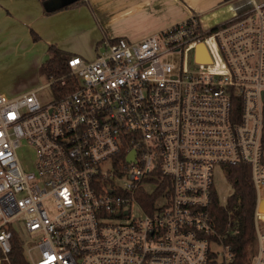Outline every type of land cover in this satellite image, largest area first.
I'll return each mask as SVG.
<instances>
[{
	"label": "built area",
	"instance_id": "obj_1",
	"mask_svg": "<svg viewBox=\"0 0 264 264\" xmlns=\"http://www.w3.org/2000/svg\"><path fill=\"white\" fill-rule=\"evenodd\" d=\"M235 1L214 25L193 14L140 39L105 37L94 60L70 56L68 74L0 93V264H231L210 204L216 169L238 163L258 197L252 264H264V1ZM177 52L193 61L164 60ZM68 77L71 91L42 102Z\"/></svg>",
	"mask_w": 264,
	"mask_h": 264
},
{
	"label": "crops",
	"instance_id": "obj_2",
	"mask_svg": "<svg viewBox=\"0 0 264 264\" xmlns=\"http://www.w3.org/2000/svg\"><path fill=\"white\" fill-rule=\"evenodd\" d=\"M176 1L177 3H175ZM221 2L222 0L208 2L206 6H202L205 9L204 12L198 13L188 7L183 0H84L77 7L47 15L45 11L47 3L42 0H0V46L11 39L16 42L19 38L33 43L35 40L33 41L26 23L40 27L41 20L67 14L73 19L63 21V27L56 26L58 31L62 29L63 33L69 31L70 33L85 34L92 38L96 37L98 41L105 37L122 35L134 38L137 34L145 31L154 33L185 20L193 14L198 15L204 22L207 21L214 25L231 15L229 6L222 5ZM186 7H188L187 11L184 10ZM19 25L22 30L24 27L26 28V33L23 31L21 37L19 36ZM38 27L36 28L38 29ZM38 30L43 34L41 28ZM53 41L55 40L47 39L49 43ZM60 46H58L60 49L73 53L71 50V52L69 51L70 47L63 44ZM48 58L49 53L46 59ZM21 60L22 67L34 74L40 73V66L45 61L35 55H26ZM16 95L20 94L16 93Z\"/></svg>",
	"mask_w": 264,
	"mask_h": 264
},
{
	"label": "rangeland",
	"instance_id": "obj_3",
	"mask_svg": "<svg viewBox=\"0 0 264 264\" xmlns=\"http://www.w3.org/2000/svg\"><path fill=\"white\" fill-rule=\"evenodd\" d=\"M188 7L193 10H196L198 13L201 11L202 13L205 10L202 6L207 5L208 2L215 0H183ZM218 2L221 0H217ZM249 0H237L233 3L234 6H238L248 2ZM258 3H261L264 0H256ZM177 3V1L175 2ZM173 3V4H175ZM229 6V5H228ZM188 7L184 10L187 11ZM247 7L243 9H239L238 12L241 13ZM97 11V9H95ZM98 12V11H97ZM48 15V14H47ZM50 15V14H49ZM73 17L70 15L65 16H57L51 19L41 20V26L32 25L26 23L29 27L30 35L34 41V37L32 32H36L40 38L38 41H34L33 43L25 41L22 38H19L16 42L14 39H11L8 42H5L0 46V92L7 94L9 96H14L17 94L27 93L31 90L39 88L44 84L50 82L52 80L51 77L46 75L44 72L40 73H32L28 71V69L22 67V57L26 55H35L39 58H43L44 60L48 57V46L50 44H57V46L61 47L60 44L66 45L73 53L82 56L86 61L94 60L97 56V46L99 41L95 38L89 37L85 34L78 33H70L66 31L63 33L62 29L57 30L56 26H64L63 21H70ZM62 25H61V24ZM103 24V22H102ZM209 23L206 21L205 25ZM38 29L43 30V34L40 33ZM104 27V25H103ZM60 28V27H59ZM19 36H22V33H26V28L22 30L21 25L18 27ZM91 33V32H90ZM151 33V31H145L141 34H137L134 39L141 38L147 34ZM92 35V34H91ZM94 37V35H92ZM47 39H54L53 42H47ZM16 46V47H15ZM70 51V52H71ZM199 51L205 52L204 46L199 47ZM50 56V53H49ZM37 58V57H36ZM165 61H169L174 63L177 67H179L182 62L186 61L187 63L193 61V52L189 55L183 53H172L164 57ZM40 99L42 102H48L55 97V91L53 86H48L44 89H41L38 92ZM19 157L26 168L33 169V163L35 160V150L32 146L28 144H24L19 150ZM214 184L219 193L220 200L224 204L227 202V198L233 192V188L231 183L226 178L225 168L218 167L214 174ZM162 203V200H159V204ZM45 207L49 210L50 214H53L52 207L54 206V200L52 198L47 199L44 202ZM262 209V208H261ZM264 211V208L261 210ZM211 249L216 251H221L222 246L220 244H211Z\"/></svg>",
	"mask_w": 264,
	"mask_h": 264
},
{
	"label": "trees",
	"instance_id": "obj_4",
	"mask_svg": "<svg viewBox=\"0 0 264 264\" xmlns=\"http://www.w3.org/2000/svg\"><path fill=\"white\" fill-rule=\"evenodd\" d=\"M46 0H42L45 2ZM234 0H222V5H227ZM84 0H76L70 4H65L57 9H45L47 14L59 12L61 10L70 9L79 6ZM34 40L38 41L40 36L36 32H32ZM50 56L40 66V72L46 73L49 77H60L69 73L68 58L73 53L60 49L56 44L48 46ZM74 77H68V85L61 87L56 84L54 90L56 96H61L73 89L72 82ZM240 111L239 107L234 108ZM226 178L231 183L233 192L227 198V205L224 206L220 200L219 193L216 189L212 192V200L210 204L211 215L215 224L217 234L223 237L226 244L231 246L234 259L231 264H252L257 249V234L254 224V215L258 204V197L254 182L252 180L251 168L245 163L234 165H224ZM162 191V189H161ZM159 194H145L144 207L150 210L153 200ZM264 208V202L261 204ZM234 215L235 227L232 231H228L229 212ZM16 251L22 253L20 246H15ZM211 264H219L213 261Z\"/></svg>",
	"mask_w": 264,
	"mask_h": 264
},
{
	"label": "water",
	"instance_id": "obj_5",
	"mask_svg": "<svg viewBox=\"0 0 264 264\" xmlns=\"http://www.w3.org/2000/svg\"><path fill=\"white\" fill-rule=\"evenodd\" d=\"M76 0H46L45 3H47V8L50 10L60 8L61 6L65 4H70Z\"/></svg>",
	"mask_w": 264,
	"mask_h": 264
},
{
	"label": "bare ground",
	"instance_id": "obj_6",
	"mask_svg": "<svg viewBox=\"0 0 264 264\" xmlns=\"http://www.w3.org/2000/svg\"><path fill=\"white\" fill-rule=\"evenodd\" d=\"M264 202V199H261L260 201V209H261V204ZM262 210V209H261Z\"/></svg>",
	"mask_w": 264,
	"mask_h": 264
}]
</instances>
